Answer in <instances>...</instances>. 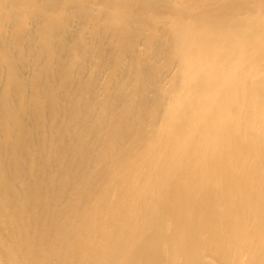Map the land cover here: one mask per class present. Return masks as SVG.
<instances>
[{"label": "bare ground", "instance_id": "bare-ground-1", "mask_svg": "<svg viewBox=\"0 0 264 264\" xmlns=\"http://www.w3.org/2000/svg\"><path fill=\"white\" fill-rule=\"evenodd\" d=\"M0 264H264V0H0Z\"/></svg>", "mask_w": 264, "mask_h": 264}]
</instances>
